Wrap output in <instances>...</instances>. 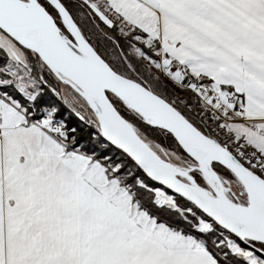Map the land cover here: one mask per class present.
<instances>
[{"label": "snow or ice", "instance_id": "6c2138e0", "mask_svg": "<svg viewBox=\"0 0 264 264\" xmlns=\"http://www.w3.org/2000/svg\"><path fill=\"white\" fill-rule=\"evenodd\" d=\"M0 264H264V0H0Z\"/></svg>", "mask_w": 264, "mask_h": 264}]
</instances>
